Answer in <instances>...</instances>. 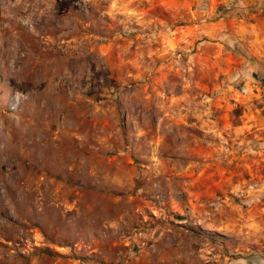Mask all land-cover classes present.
<instances>
[{
  "label": "rangeland",
  "instance_id": "374dc122",
  "mask_svg": "<svg viewBox=\"0 0 264 264\" xmlns=\"http://www.w3.org/2000/svg\"><path fill=\"white\" fill-rule=\"evenodd\" d=\"M232 8L0 0V264H264V42Z\"/></svg>",
  "mask_w": 264,
  "mask_h": 264
},
{
  "label": "crops",
  "instance_id": "0c3cea01",
  "mask_svg": "<svg viewBox=\"0 0 264 264\" xmlns=\"http://www.w3.org/2000/svg\"><path fill=\"white\" fill-rule=\"evenodd\" d=\"M209 5L232 6L233 10H241L247 18H239L242 14L236 15L234 13L221 20L222 24H224V27L228 26L227 29H231L232 31L235 29V34L247 45L258 46L256 44L258 43L259 47H262V43L264 42V0H209ZM255 5H261L260 7L262 8L259 10ZM255 9H257V12H254ZM236 23L241 24L237 27ZM260 26H262V29H259ZM250 32H252V35Z\"/></svg>",
  "mask_w": 264,
  "mask_h": 264
}]
</instances>
